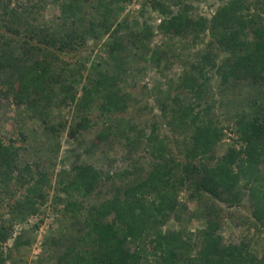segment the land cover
<instances>
[{
    "label": "trees",
    "instance_id": "1",
    "mask_svg": "<svg viewBox=\"0 0 264 264\" xmlns=\"http://www.w3.org/2000/svg\"><path fill=\"white\" fill-rule=\"evenodd\" d=\"M198 1L151 3L161 17L157 26L160 34L178 39L189 37L203 45L196 61L185 68L175 83V89L182 96L171 97L172 89L168 87L158 91L162 98H156L169 129L184 139L180 158L171 155L154 125L147 136L140 134L131 142L126 138L129 146L145 144L152 161L150 170L140 179L116 189L111 198L85 204L102 183L129 176L128 170L104 173L92 165L78 164L64 173L67 181L60 187L66 196L60 201L62 216L73 224L67 225L62 233L71 229L73 237L58 256V264H145L149 260L153 264H264V254L258 258L248 250L246 242L237 245L223 242L219 234L222 211L217 205L221 203L231 208L247 199L254 224L264 226V98H255L245 109L234 113L228 127L212 117L213 104L206 101L210 73L223 88L246 85L255 90L264 89V0H220L222 4L209 19L193 15L192 4ZM128 2L130 0H97L99 19H90L83 30L71 31L62 37L51 28L31 24L28 21L31 12L26 9L18 12L8 10L6 5L1 8L13 23L28 27L30 33L40 36V43L58 52L75 50L88 38L108 36L107 48L118 55L115 59L122 60L125 38L134 36L143 43L152 36L148 26L143 27V32H130L125 21L116 22ZM80 10V6L62 5L61 13L63 18L74 19ZM77 19L86 18L82 15ZM124 30L127 32L120 35ZM204 36L208 37L206 43ZM164 56L162 51L153 50L140 59L159 67ZM19 62V58L6 50L0 53V73L8 69L17 73L16 89L9 91L17 105L28 103L32 94L43 90L49 81L50 69L39 61L31 65ZM118 75L97 71L94 77L87 78L78 99L74 95L69 97L77 111L85 114L71 128V137L91 128L87 114L97 101L107 128L96 140H105L123 129L124 132L135 130L129 123L115 119L127 110L128 103L127 95L119 88ZM63 82L62 90L72 89ZM7 97L0 93V106ZM29 106L34 107V104ZM226 130L234 136L233 144L217 157L215 147ZM96 140L94 144L98 143ZM14 173H19L16 180L27 187L23 201L11 206V214L13 217L34 215L38 206L46 201L42 188L48 185V176L40 170L31 171L28 166L20 169L16 148L0 141V189L11 183ZM183 191L190 202L204 203L200 210L204 227L195 232V240L182 230H162L171 220L180 223L188 210L187 205L179 201ZM10 237L9 230L0 225V264L8 261L9 253L5 255L3 246ZM20 239V235L15 238V248L20 246ZM48 241L54 246L61 242L60 239Z\"/></svg>",
    "mask_w": 264,
    "mask_h": 264
},
{
    "label": "rangeland",
    "instance_id": "2",
    "mask_svg": "<svg viewBox=\"0 0 264 264\" xmlns=\"http://www.w3.org/2000/svg\"><path fill=\"white\" fill-rule=\"evenodd\" d=\"M153 1L163 3L165 0H130L123 5V11L117 16L116 22L125 21L129 29L127 31L143 32L144 26L152 31L151 38L143 43L134 36L125 38L122 60L115 59L117 54L110 53L107 48L108 36L101 39L88 38L83 46H76L75 50L58 52L40 43V36L30 33L28 27L21 28L13 23L1 8L6 5L8 10L15 9L18 12L26 9L31 12L28 19L31 24L51 28L57 36L62 37L71 31L83 30L90 19H99L97 0L0 1V53L6 50L20 59L19 64L25 62L31 65L34 61H39L50 68L49 81L44 84L43 90L32 94L28 103L20 105L9 94V91L16 89L17 73L10 69L0 73V93L8 96L6 100H2L0 106V141L16 148L20 169L28 166L31 171H43L49 179L48 185L42 188L46 201L38 206V212L34 215L13 217L11 214V206L23 201L27 187L16 180L19 173H14L11 183L0 189V225H4L11 233L10 239L3 246L5 255L9 253L6 264H58V256L69 246L73 237L71 229L62 233L73 221L62 216L63 204L60 202L66 199L60 190L61 183L67 181L64 173L71 167L87 164L104 173H119L124 170L130 172L129 176L102 183L92 197L85 200V204L92 205L111 198L116 189L124 187L132 180L140 179L150 170L152 161L145 151V144L129 146L127 139L131 142L138 139L140 134L147 136L155 125L171 155L180 158L184 139L169 129L168 120L162 117L156 105V98H162L158 91H164L168 87L172 89L171 97L180 96V91L175 89V83L185 68L196 61L203 45L193 42L189 37L178 39L160 34L157 26L161 17L152 9ZM221 4L220 0H199L192 4L193 15L209 19ZM62 5L80 6L81 10L74 19L63 18ZM170 9L175 11L172 7ZM82 15L86 19L78 20ZM127 31H122L120 35ZM203 39L204 43L208 41L207 36ZM153 50H160L165 54L159 67L140 59ZM97 71L110 75L119 74V88L127 95L128 103L127 110L115 116V119L129 123L135 130L124 132L123 129L113 132L105 140H96L107 128L104 118L100 117V102L97 101L91 105L87 114L92 123L91 128L71 137V128L85 114L77 111L69 97L74 95L78 99L87 78L94 77ZM209 78L206 101L213 104L212 117L224 127L231 124L234 113L245 109L253 99L264 98V89L255 90L247 88L246 85L223 88L215 75L210 73ZM62 82L65 86H72V89L62 90ZM28 104H34V107H28ZM233 139L231 132L226 130L224 138L215 147L217 157L225 153L233 144ZM95 140L97 144H94ZM179 201L185 203L188 210L181 217L180 223L171 220L162 230H182L195 240V232L204 227L200 216L204 203L190 202L184 191L179 194ZM217 205L222 211L219 234L223 242L226 245L246 242L248 250L261 258L264 254V226L254 224L248 200L245 199L242 204L231 208L221 203ZM19 235L20 246L15 248L14 240ZM51 239H60L61 242L54 246L49 241L46 242ZM145 264L153 263L149 260Z\"/></svg>",
    "mask_w": 264,
    "mask_h": 264
}]
</instances>
